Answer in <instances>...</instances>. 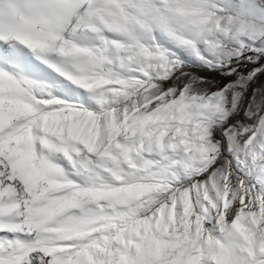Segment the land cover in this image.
<instances>
[{
	"label": "snow or ice",
	"instance_id": "1",
	"mask_svg": "<svg viewBox=\"0 0 264 264\" xmlns=\"http://www.w3.org/2000/svg\"><path fill=\"white\" fill-rule=\"evenodd\" d=\"M257 20L254 0H0V40L27 46L101 105L42 98L46 85L0 67V264H264V116L235 168L209 171L212 129L243 92L229 110L223 89L193 90L205 77L161 86L180 62L155 43L159 31L207 62L205 45L242 88L217 57L264 37Z\"/></svg>",
	"mask_w": 264,
	"mask_h": 264
},
{
	"label": "rangeland",
	"instance_id": "2",
	"mask_svg": "<svg viewBox=\"0 0 264 264\" xmlns=\"http://www.w3.org/2000/svg\"><path fill=\"white\" fill-rule=\"evenodd\" d=\"M254 2L258 8H264V0H254ZM256 22L264 23V21L258 20ZM104 35L114 40L122 39L118 34L109 31H105ZM81 42L90 45L99 43L96 39L82 40ZM155 43L160 46V49L166 55L180 62L169 79L157 81L161 86L168 88L175 84L177 88H183L187 82L185 74L205 77L203 82L193 86V90L203 93H215L218 89H223L224 103L229 110L232 108L233 91L243 92L236 109L230 111V114L227 111L222 113L225 119L212 129L213 139L219 142V154L209 171L222 168L228 162H231L235 168V156L238 149L244 146L245 141L252 134V130L258 129L261 117L264 116V69L252 75L253 69L261 68L264 65V54H259L261 50H264V37L248 39L245 48L239 55L226 52L217 57L221 63L230 61L227 68H235L237 73L243 75L244 87L242 88L239 87L241 81L237 80L236 74L224 75L222 72L227 69L213 66L211 53L207 51L205 45L197 44L196 47L200 49L201 55L209 57L207 62L201 60L190 46L179 44L159 31L155 33ZM257 55H259L258 59L256 58ZM48 59L62 63L60 57L55 54H48ZM13 64H18L19 69L14 68ZM0 67L12 73L19 71L22 75L46 85L47 89L42 98L55 97L65 102L81 104L93 111H98L101 107L94 93L68 80L66 76L61 75L53 67L39 59L31 49L15 40L7 42L0 40ZM108 67L120 71L115 64L108 65ZM230 81L236 82V85L232 88H226L225 86L229 85ZM48 93H51V96ZM245 128L250 129V131L242 133ZM36 147L38 154L49 155L50 159L64 168L69 178L76 181L82 180V177L76 175L75 169L62 154L49 153L39 143ZM95 159L93 156V160ZM237 171L239 170L237 169ZM206 176L207 173H204L202 176L194 177V179H202ZM187 182L191 183V180Z\"/></svg>",
	"mask_w": 264,
	"mask_h": 264
},
{
	"label": "bare ground",
	"instance_id": "3",
	"mask_svg": "<svg viewBox=\"0 0 264 264\" xmlns=\"http://www.w3.org/2000/svg\"><path fill=\"white\" fill-rule=\"evenodd\" d=\"M47 75H49V73H47Z\"/></svg>",
	"mask_w": 264,
	"mask_h": 264
}]
</instances>
